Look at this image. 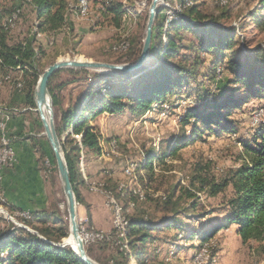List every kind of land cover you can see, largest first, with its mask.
Segmentation results:
<instances>
[{"label":"trees","instance_id":"trees-1","mask_svg":"<svg viewBox=\"0 0 264 264\" xmlns=\"http://www.w3.org/2000/svg\"><path fill=\"white\" fill-rule=\"evenodd\" d=\"M78 1L0 0V93L8 89L13 96L21 95L23 104L35 110L33 92L41 74L38 71L39 58L44 53L37 42V36L48 40L57 33L73 35L75 26L72 17L80 15ZM196 1L181 0L178 13L164 21L163 8H158L150 47V61L146 66L129 73L101 76V86L89 95L94 89V85H91L88 93L77 100V104H85L79 113L70 107L60 108L59 92L68 83L53 86V79L58 73L49 80L47 89L52 106L57 110L54 118L56 133L60 137L69 131L62 144V151L76 201L85 210L87 207L80 195V188H87V185L78 165L81 156L84 157L85 154L99 155L101 141L98 129L91 127L88 121H93L102 114L121 115L128 112L132 116H142L153 105L159 106L165 100L189 90L191 84L196 83L201 76L200 69L205 62H208L210 70L208 81L216 80V72L217 75L228 74L230 78L226 80L228 89L225 92L220 95L209 93L207 98L199 99L198 107L186 110L180 125H190L192 136L200 132L196 127L198 123L210 132L215 128L216 134H235L229 119L231 112L252 98L264 99V48L246 47L239 40L235 28L221 26L217 19L204 15ZM97 3L98 15L93 27L106 24L119 29L124 14L121 2L99 0ZM261 4L264 6V0ZM19 27L26 30L15 34ZM124 40L128 43L127 49L125 52H117L123 56L125 63H134L140 55V44L131 42L128 38ZM121 41L123 39H119L117 43ZM114 46L111 47L112 50ZM111 48L110 51L113 52ZM94 77L99 78L97 75ZM6 111L7 107L0 100V122ZM39 132L37 129V133ZM1 134L0 131V139ZM75 136L79 137V143ZM257 136L260 141L254 140L252 145L240 142L243 150L240 159L242 163L236 169L229 170L226 177L215 180L206 173V166L197 165L188 179V185L173 187L163 199L138 201L130 195L127 187L119 191V184L115 183L117 186L113 192L112 186L108 187L111 180L102 182L100 188L110 193L116 204L123 202L119 205L123 209L122 215L128 220L124 238L126 251L117 253L111 246L115 236L112 228L108 232L109 239L96 246L113 249L124 264H127L130 258L135 264H165L157 261L151 247L159 240L154 234L176 231L177 239L183 236L197 237V251L200 252L204 251L203 246L220 230L235 225L242 245L248 246L257 256L264 257V127ZM178 147L179 143L174 145L169 155H174ZM34 150L41 172V163L48 159L47 152L40 143L34 146ZM49 154L54 165V158L51 152ZM151 159L148 155L143 168L147 171V180L152 177L151 170L147 167ZM138 176L142 183L144 177ZM228 187L231 192L223 201L225 217L222 221H215L198 234H194L191 227L182 224L180 217H187L190 211H195L198 207L195 193L216 197ZM130 202L134 203L130 204L131 207L134 206L132 209L129 208ZM146 202L149 203V211L135 213L138 205ZM0 207L10 214L20 211L3 200L1 195ZM129 212L134 214H128ZM45 213L30 212L27 219L19 220L23 225H43ZM86 218L83 223L88 224V214ZM201 218L202 215H197V220ZM0 220L9 225L0 230V264H84L69 247L55 246L67 237L62 228L36 229L38 236L8 223L3 215H0ZM116 263L117 261H112V264Z\"/></svg>","mask_w":264,"mask_h":264},{"label":"rangeland","instance_id":"rangeland-1","mask_svg":"<svg viewBox=\"0 0 264 264\" xmlns=\"http://www.w3.org/2000/svg\"><path fill=\"white\" fill-rule=\"evenodd\" d=\"M85 1H87L85 12L78 14L77 17H72L75 26L73 35L57 33L48 40L42 36H37V42L44 51L38 62V71L41 74L60 58L66 57L75 59L79 56L91 62L127 64L123 56L111 48L116 44L118 45L117 41L119 39L128 38L131 42L139 43L141 52L152 0H113L116 3L121 2L124 11L120 28L117 30L106 24L93 27L98 15L99 6L97 1L99 0ZM180 2L181 0H164L158 5V8H163V21L178 13ZM262 2L263 0H197L195 3L199 5V10L204 15L217 19L221 26L235 28L239 40L246 47L252 49L256 46L264 48V6L261 4ZM25 30V28L19 27L15 34L23 33ZM110 48L113 52L110 51ZM206 60L209 61L207 57ZM200 71L201 76L196 83L191 84L189 90L182 91L175 97L165 100L159 106L153 105L142 116H132L128 112L121 115L102 114L95 120L88 121L91 127L98 129L101 138L99 155L85 154L84 157L81 156L78 165V170L80 169L82 177H85L89 187L92 184L99 186L109 179L111 184L108 187L112 186L114 189L117 186L115 183H122L128 188L131 196V191L141 189L140 191L147 201H154L158 197L166 195L177 185L187 186L188 179L194 173L193 171L197 165L206 166L208 170L206 173L215 180H220L228 175L229 170L236 169L242 163L240 159L243 150L240 142L244 141L252 145L254 140L260 141L257 133L264 127V99L260 97L252 98L239 109L231 112L229 119L235 134L229 132L216 134L215 128H212L210 132L198 123L196 127L200 132L192 136L190 125L185 127L180 125L186 110L190 107H198L200 105L199 99L207 98L210 95L209 93L220 95L225 92L228 89L226 88V80L230 78L228 74L217 75L216 72V80L208 81L207 75L210 71L208 62H205ZM57 73L53 79V86L58 87L68 83L59 92L60 108L67 109L70 107L76 113H79L85 105L83 103L81 105L77 104V100L88 93V89L91 85H94L93 91L89 94L92 95L103 83L101 78L108 75L86 69H64ZM95 75L99 78H95ZM238 95L240 94L238 93ZM18 104L17 102L13 103L12 112H9L10 115L12 113L15 114L14 116L19 115L16 110H20L19 108L23 104ZM52 111L55 118L57 110L52 107ZM26 113L29 121H32L33 117L38 118L37 113ZM84 117H87V115H84ZM3 118H7V116L4 115ZM38 125H40V122H38ZM39 128L42 145L47 152L48 159L41 163V184L36 182L29 185V187L27 185L26 188L27 191L30 190L31 192L41 188L46 191L48 203L47 207L44 208L46 212L43 217L44 224L15 225L8 221L6 216L1 213L0 215H3L8 223L24 228L38 236L36 229L45 227L49 229L62 228L67 234V237L63 239L66 242L69 238V218L65 196L55 160L54 165L51 162L52 158L49 154L51 150L45 136H43L42 126L40 125ZM32 130L30 127L29 131ZM68 132L63 133L60 137L57 135L61 147ZM74 138L79 143V137L75 136ZM111 143H114L113 149L108 147ZM177 143H179V147L175 150V154L169 155V151ZM148 155L149 158L152 157L151 162L147 165L151 170L152 177L147 180L145 177L147 171L143 168ZM127 161L134 163L135 167L137 166L131 179H127L124 175ZM11 168L8 166L0 170V195L10 205L23 211L15 204L19 199L16 198L17 195L24 192L21 185L18 186L16 181L12 184L13 180L5 184L6 181L3 180V174L6 176L5 171ZM137 174L144 177L142 183H140ZM14 175L15 178L16 174ZM86 189L88 190V187ZM113 189L114 192L115 189ZM230 192L231 189L228 187L216 197L195 193L198 198V207L195 211H190L187 217H180L182 224L191 227L193 233L198 234L209 228L215 221H222L225 217L223 201L230 196ZM133 198L143 201L137 197ZM102 200L105 210L109 213V223L112 228L111 208L107 205V200L104 197ZM120 202L123 204L122 201ZM120 202L118 203L121 205ZM131 203L134 204L130 202L129 205ZM133 207L129 208L132 209ZM120 208L122 209L121 206ZM0 209L4 208L0 207ZM149 209V203L146 202L138 205L135 213L142 214L148 212ZM78 210L79 218L87 219V210L85 211L79 204ZM199 214L203 218L197 220ZM15 220L16 223L22 224L19 219L16 218ZM88 224L90 225V223ZM88 224L84 223L83 225L88 227ZM6 227H9V225L0 220V230ZM176 235V231L154 234L159 239L151 246L157 261H162L165 264H194L195 256L199 252L197 251L199 250L197 248L199 245L198 238L183 236V238L179 237L177 239ZM203 247L205 253L203 251L199 252L202 254V256L199 255V259H202V262L198 261L200 264H264V257L257 256L250 251L248 246L242 245L232 225L220 230ZM85 251L87 256L98 264H112V261H117L116 264H124L123 260L117 257L113 249L109 247L85 246ZM132 260L130 258L127 264H135V261Z\"/></svg>","mask_w":264,"mask_h":264},{"label":"crops","instance_id":"crops-1","mask_svg":"<svg viewBox=\"0 0 264 264\" xmlns=\"http://www.w3.org/2000/svg\"><path fill=\"white\" fill-rule=\"evenodd\" d=\"M0 100L3 101V105L7 107V111L5 113L8 116V120L6 122L5 134L14 152V164L11 169H7V171H5L6 176L3 174V180L4 182L6 181L5 184H8L10 180H13L12 184L16 181L18 186L21 185L24 192L17 195L16 198L19 199H17L15 204L23 211H27L29 213L45 211L44 208L47 207L48 203L46 200V191L41 188L40 190L31 192L30 190L27 191L26 188L27 185L29 187V185L36 182L41 184L38 157L34 150V146H37L38 143L42 145V139L40 137L41 133H37V129L39 130L40 125L42 126L39 115L37 119L32 116V121L27 120L28 116L26 112H37L27 108L23 104V97L21 95L13 96L10 94L8 89L1 91ZM16 102L23 104V106H20V110H16L19 115L14 116V113L10 115L9 112H12L11 109L13 107V103ZM14 105L16 106V104ZM38 122H40V125H38ZM30 127L33 129L32 131H29ZM14 174H16L15 178L13 177L15 176ZM80 195L84 205L87 207L86 211L82 206L83 209L88 212V223H90V226L96 230L108 233L111 230V225L109 223V213L103 206V197L90 192L84 187L80 188ZM23 198H25V200H23ZM232 226H234L235 230L237 229L235 225Z\"/></svg>","mask_w":264,"mask_h":264},{"label":"water","instance_id":"water-1","mask_svg":"<svg viewBox=\"0 0 264 264\" xmlns=\"http://www.w3.org/2000/svg\"><path fill=\"white\" fill-rule=\"evenodd\" d=\"M164 0H152L149 8V17L146 24V33L143 41L142 49L140 55L134 64H108L99 63L91 61H77L76 59H67L66 61H56L51 66H49L39 77L33 92V101L35 105V111L38 113L40 121L43 127V135L46 138L47 144L51 150L53 158L56 163L58 175L61 181L63 193L65 196V201L67 205V212L69 218V231L76 241V247H72L65 243L64 240L60 244H55V246L64 248L69 247L74 254L84 263V264H98L91 260L85 251V245L79 234V212L78 203L70 183L68 169L60 141L57 137L56 130L54 127V115L52 111V101L49 95L47 85L51 77L57 72L64 69H86L95 71L98 73H105L108 75H119L129 73L146 66V62L150 59V47L152 41V29L154 20L157 14L158 5ZM103 72V73H102ZM47 109L48 112V123L44 122L43 109Z\"/></svg>","mask_w":264,"mask_h":264},{"label":"built area","instance_id":"built-area-1","mask_svg":"<svg viewBox=\"0 0 264 264\" xmlns=\"http://www.w3.org/2000/svg\"><path fill=\"white\" fill-rule=\"evenodd\" d=\"M7 120L8 116L7 118H3V120L0 122V130H4V140L0 143V170L3 167H12L14 164V152L5 134ZM107 205L111 208L112 229H114L115 231V236L112 239L111 246L116 249L117 253H119V247L123 246V244L118 241V230L120 224H122L123 221H120V219L118 218V213H116L115 209L112 208L111 203L107 202ZM0 213L6 216L8 218V221L14 223L15 225H23L18 223L16 224V218L24 219L25 217H29V212L27 211H16L10 214L6 210L2 209L0 210ZM79 234L85 246L97 245L109 239V235L107 232L96 230L93 227H91V229H84L83 219L81 217L79 218ZM198 261L202 262V259H199Z\"/></svg>","mask_w":264,"mask_h":264},{"label":"bare ground","instance_id":"bare-ground-1","mask_svg":"<svg viewBox=\"0 0 264 264\" xmlns=\"http://www.w3.org/2000/svg\"><path fill=\"white\" fill-rule=\"evenodd\" d=\"M85 7H86V1L85 0H79L78 1V9H79V11H80L81 14H83L85 12ZM127 46H128V43L123 39V41L119 42L118 45L116 44L113 48H114V50H116L118 52H125V50L127 49ZM67 59H70V58L69 57L60 58L58 61H66ZM75 59L77 61H80V62L86 61V60L82 59L79 56L76 57ZM150 59H148V61L146 63H148L150 61ZM103 74H105V73H103ZM42 111H43V114H44V122L46 121V123H48V119L49 118H48L47 109L44 108ZM0 131L2 133L1 134V139H0V143H1L4 140V133H3V130H0ZM108 147L113 149L114 143H111L110 145H108ZM136 167H135L134 163H132L130 161H127L126 162V169L124 171V175H125V177L127 179L133 178L134 171L136 170ZM83 179L85 180V183H86V185L88 187V190L90 192H94L96 194L102 195L107 200V202L111 203L112 208L115 209L116 213H118V218L120 219V221H123L122 224H120V227H119V230H118V241H120L121 244H123V246H120L119 247V251H126V243H125L124 238H125L126 232H127L128 220L122 215L120 206L118 204H116V202L114 201V199L111 197L110 193L102 190L100 188V186H97V185L95 186V185L92 184L91 187H89L88 186V182L86 181L85 177ZM124 187H125V185L122 184V183H120L119 186H118V190L121 191V189H124ZM140 190L139 189L133 190V191H131V194L134 197L140 198V200L141 199L144 200L145 197H143L144 195L142 194V192ZM158 198H163V196L158 197ZM130 207H131V205H130ZM0 210H2V209H0ZM27 218L28 217H25L24 219H27ZM84 229H91V227L84 226ZM68 234H69V238L66 240V242L65 241L64 242L75 248L76 247V241L73 239V236L71 235L70 231L68 232ZM201 251H203V250H201ZM198 253L195 256L194 264H200L198 262V260H199V255L201 253H199V254ZM200 256H202V254Z\"/></svg>","mask_w":264,"mask_h":264}]
</instances>
